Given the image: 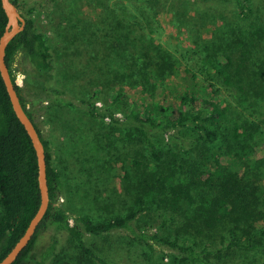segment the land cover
<instances>
[{
    "label": "trees",
    "instance_id": "16d2710c",
    "mask_svg": "<svg viewBox=\"0 0 264 264\" xmlns=\"http://www.w3.org/2000/svg\"><path fill=\"white\" fill-rule=\"evenodd\" d=\"M215 1L232 2L233 17L202 13L203 6L210 7L206 0H94L104 17L108 50L123 60L116 73L106 63L107 84L113 76L115 85L103 108L97 93L75 89L84 96L69 95L57 80L53 50L34 11L23 16L25 28L8 45L6 62L11 69L22 52L28 64L21 84L10 73L45 148L50 204L14 264H124L108 253L109 236L116 233L125 234L116 244L135 254L134 264H264V157H254L264 147V24L255 18L251 0ZM12 2L20 10L19 1ZM162 11L185 41L165 46L156 39ZM208 17L213 29L207 37ZM7 21L0 0V37ZM178 65L191 84L201 82L207 96L186 89L176 104L152 103L145 114L130 103L124 117L116 118L114 108L126 88L152 101ZM84 68L66 63L73 84ZM78 105L109 130L95 141L100 150L120 153L123 191L97 190L91 209L73 212V192L35 114ZM55 118L64 119L57 113ZM225 158L236 161L239 171L224 164ZM103 162L95 170L101 176L105 170L109 183L112 164ZM61 195L67 203L60 202ZM40 202L36 153L0 75V261L25 233Z\"/></svg>",
    "mask_w": 264,
    "mask_h": 264
},
{
    "label": "rangeland",
    "instance_id": "374dc122",
    "mask_svg": "<svg viewBox=\"0 0 264 264\" xmlns=\"http://www.w3.org/2000/svg\"><path fill=\"white\" fill-rule=\"evenodd\" d=\"M18 1L19 11L23 16L30 17L31 10L34 11L33 14L35 15L33 17L36 19V26L45 33L53 50L57 80L60 84L65 85L69 95L77 99L84 96L82 94L79 95L81 92L89 93L91 96L97 93L95 101L98 102L100 107H107L113 99L112 89L115 85H113L115 78L111 76L112 82L110 79L109 81L112 84H107L108 78L106 74L108 67L106 63L112 62V69L115 71L120 70L117 63H123V60L120 59L117 53H110L108 50L106 25L104 17L99 15L100 8L97 6V3L93 2L94 0ZM251 1L255 18L264 24V0ZM90 2H93L92 7L90 6ZM206 2L210 7L203 6L202 11L204 12L201 11L202 13L212 14L216 12L217 14L223 13L228 17H233V9L235 7L232 2L227 4H222L215 0H206ZM160 14L159 21L163 30H161L162 33L160 35H156V39L165 46L169 43L177 45L185 41L184 35L178 37L176 31L173 30L171 24L172 16L166 11H162ZM205 20V27L208 26L209 28L205 29L204 33L208 37L213 29L210 22L212 18L208 17ZM79 51H82L81 58L79 61L73 62L72 57H75L74 54ZM66 63H83L86 67L84 68L85 74L82 78H75V80L77 79L75 84H73L72 77L67 75ZM10 68L12 75L16 77L17 83L21 84L25 80L28 69L27 61L22 52L17 54ZM164 86L165 91L159 96L153 97L152 101L140 95V90L125 87L123 101H120L114 108L116 118L122 119L124 117L126 105L130 103L139 106L145 114L149 112L152 103L165 107L170 103L176 104L179 95L186 89L195 91L199 96H207V91H205L201 82L196 81V83L191 84L188 75L185 74L180 65H178L177 70L165 82ZM69 109L63 110V112L57 108L50 110L43 109L39 114L36 113L35 117L43 137L52 142L56 164L66 174L67 184L73 192L74 201L72 209L75 212L80 209H91L92 195H95L97 190L110 188L116 193H122L123 184L120 178L122 174L120 170L122 157L115 148L108 149L107 152L99 149L95 140L99 139L101 134L104 135L109 131L105 127L101 128L98 125L99 120H93L87 114V110L79 105L75 108L70 107ZM56 113L60 114L67 121L64 119L56 120ZM94 121L96 124H94ZM66 139L68 140L67 150L66 143L64 142ZM108 156L111 159H107ZM117 156L119 158H116ZM254 157L257 159L264 157L263 146L257 150ZM104 160H109L112 164L110 172L113 180L109 183L105 181V174L103 175L105 170L100 171L102 172V176L98 175V172L95 170V167L106 166L105 163L107 161L103 162ZM224 164L231 166L233 170L239 171L237 162L232 160V158H225ZM97 176H101L99 180L95 178ZM116 198L114 196V199ZM60 202L67 203V198L61 195ZM120 235L125 234L116 233L109 236V240L113 246L109 248L108 253L112 259L123 260L124 264H134L135 254L131 255L123 251L121 246L116 244ZM97 240L101 241V239ZM42 241L46 243L48 236H44ZM116 247L119 249L117 250Z\"/></svg>",
    "mask_w": 264,
    "mask_h": 264
},
{
    "label": "water",
    "instance_id": "95a60500",
    "mask_svg": "<svg viewBox=\"0 0 264 264\" xmlns=\"http://www.w3.org/2000/svg\"><path fill=\"white\" fill-rule=\"evenodd\" d=\"M1 4L8 21L4 33L0 37V75L11 101L14 113L26 130L34 147L38 161V182L41 196V202L38 211L30 221L25 233L15 244L12 250L6 255V257L0 261V264H14L34 238L38 227L40 226L48 211L50 198L47 181L45 148L38 130L21 104L19 95L12 80L10 69L6 62V51L8 45L19 33L24 30L26 19L17 9L12 0H1Z\"/></svg>",
    "mask_w": 264,
    "mask_h": 264
}]
</instances>
